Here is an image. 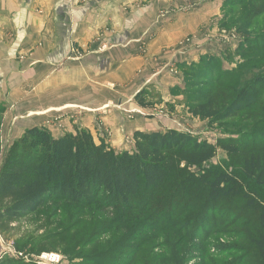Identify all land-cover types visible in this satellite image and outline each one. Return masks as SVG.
Segmentation results:
<instances>
[{"label":"trees","instance_id":"trees-1","mask_svg":"<svg viewBox=\"0 0 264 264\" xmlns=\"http://www.w3.org/2000/svg\"><path fill=\"white\" fill-rule=\"evenodd\" d=\"M246 7L253 9L245 13ZM236 8L243 12L242 17L236 18ZM222 12L243 33L249 26L245 22L264 16V0H226ZM248 38L236 49L240 57L250 43ZM254 41L262 45L263 56L264 31ZM261 60L264 62V56ZM246 65L239 62L234 70L224 72L217 58L202 56L197 66H182L186 102L204 97L196 107L191 106L195 117L213 119L221 114L220 119H228L242 114L261 127L239 139L212 145L174 129L138 131L132 135L133 150L116 153L104 142H95L85 130L60 138L44 128L26 130L0 167V237L11 225L47 206L71 205L88 210L91 216L102 214L104 236L91 231L77 241L67 228L41 239L35 252L84 254L79 264H187L192 258L198 259V264H215L213 258L220 254L208 249L209 236H217L214 233L222 227L235 226L238 241L232 245L240 257L227 264H247L249 260L264 264V68L260 77L243 89L229 84L206 92L207 96L197 91L211 75H227L220 79L224 81ZM145 95L141 90L134 98L143 108L147 107ZM217 147L232 161L225 170L210 165ZM1 149L0 143V158ZM189 168L202 171L191 172ZM238 176L259 192L260 200L243 191ZM217 210L222 212L220 216ZM209 215L217 219L215 232H211ZM66 236L64 245L61 241ZM69 238L72 244L78 242L72 249L67 247ZM121 243H125L122 250L116 249ZM187 248L194 257H184ZM0 264L13 261L2 257Z\"/></svg>","mask_w":264,"mask_h":264},{"label":"crops","instance_id":"crops-1","mask_svg":"<svg viewBox=\"0 0 264 264\" xmlns=\"http://www.w3.org/2000/svg\"><path fill=\"white\" fill-rule=\"evenodd\" d=\"M223 2L115 0L109 10L108 0H0V143L66 109L131 108L141 90H154L163 103L180 99L184 78L171 69L223 50L215 38ZM59 13L69 22L58 21ZM188 37L193 48L181 54ZM86 117L93 126L95 115ZM102 118L120 144L129 122L116 110ZM135 128L132 135L165 131Z\"/></svg>","mask_w":264,"mask_h":264},{"label":"rangeland","instance_id":"rangeland-1","mask_svg":"<svg viewBox=\"0 0 264 264\" xmlns=\"http://www.w3.org/2000/svg\"><path fill=\"white\" fill-rule=\"evenodd\" d=\"M82 1V0H81ZM86 2H91L92 4H96V0H84ZM104 0H100L103 3ZM226 0H224L225 2ZM111 2L109 10H114L113 4H115V0H108ZM223 2V4H224ZM78 5H80L78 3ZM223 7V5H222ZM252 7H246L245 13H249L252 11ZM237 12L236 18L242 17L243 12L240 9L236 8L234 10ZM114 12V11H113ZM119 14V12H118ZM222 15L221 20L219 22V26H217L218 33L215 36L218 39V42L223 46V50L218 53L213 54H202L196 62H184L178 63L174 68L171 69L172 73L177 74L178 72L183 76V68L182 66H186L185 68H189L191 65L197 66L199 60L202 56L217 58L220 61V66L223 67L224 72H229L234 70L237 63L241 62L242 64H248L245 66L244 70L239 74H231L228 79L224 81L220 80L221 78H227L220 74L219 78L216 75H211L205 84H201L197 86V91L202 92L201 96H207L206 92L214 91V89L218 87L229 86V84L233 85L236 90H240L245 88L246 85L249 84L253 79L260 77L263 68L264 62L262 59V51L261 44L256 43L254 39L256 36L261 34L264 31V23L263 18H260L259 21H254L249 23L245 22V24H249L247 26L245 32H239L236 30L235 24L230 19V16L227 15L225 19V15L220 11ZM109 22H111V17L108 14ZM113 20V19H112ZM250 40V43L246 46V51H244L243 56H239L236 54V49L239 47V44L243 42V40L247 37ZM194 37H188L182 41L181 47H183L181 54H186L188 51L192 50L194 45ZM257 44V45H256ZM248 58L247 62L246 59ZM214 76V77H213ZM198 83V82H195ZM196 88V86H194ZM184 90V88H183ZM146 91V95L144 97V104H147L143 110L136 103L131 105L132 107H124L116 104H106L99 109L93 111H86L80 108H75L74 112H70L69 109L60 111V113H53L52 115H47L44 124L40 125L37 128L46 129L52 137L59 138L64 134H74L76 130H85L90 135H92L95 142L100 143L99 141L104 142L108 145L114 152L122 153L123 151H132L134 146V141H132V132L135 130V126L137 129H143L146 131H151L153 128L164 129L167 131L169 128L178 130L180 132H186L197 138L199 141H206L212 145H215L220 140H228V139H239L242 136H246L251 134V132L260 129L261 127H256L255 120L251 117L242 116V114L236 117H230L228 119H220V115L215 116L213 119H200L195 117L191 112L192 107H196L199 103L204 100V97L198 101L194 99L186 102L185 93L183 91L182 94H176L177 97H181L178 100L173 102L168 101V103H163V99L160 98V94H157L152 91ZM175 95V96H176ZM206 98V97H205ZM192 106V107H191ZM139 107V108H138ZM174 107H178L177 110ZM4 106L0 103V136H1V125L4 116ZM116 110L121 112L123 117L129 122L131 128L128 129L127 134H125V130H123L122 134L125 136L122 138V142L118 145H114L111 139V130L106 128L103 124L102 117L106 116V114H110V111ZM87 114L95 115L94 127L91 126L90 122L87 119ZM169 114V115H168ZM171 115V117H167ZM166 118V119H165ZM173 118V120H171ZM141 123V124H140ZM91 128V132L87 130ZM167 129V130H166ZM28 130V129H27ZM24 133L14 136H5L3 139V147L1 149V158H0V167L3 163L4 157L7 155L10 147L13 143L19 139ZM11 141V142H10ZM210 165L214 168H219L220 170H225L226 166L230 167L232 165L231 159L228 155L222 151L219 147L216 148L215 156L210 161ZM205 167V166H204ZM208 167V166H207ZM206 167V169H207ZM191 172L200 173L202 168H189ZM230 172V170H229ZM238 184L242 185L243 191L247 194L250 193L252 197L257 200L261 199L259 192L253 186H246L241 177H237ZM243 182V183H242ZM219 209V206L216 207ZM166 209V208H165ZM189 213V212H188ZM217 215H221L222 212L217 210ZM106 217L110 218L106 213L104 214ZM217 216V218H219ZM214 215H209L211 227L213 228L211 232H215V224L217 223V219ZM214 226V227H213ZM68 228V229H67ZM235 226H228L225 230L223 227L216 231L217 236L210 235L209 240L206 245L208 249H211V253L215 252L216 254H220V256L216 259L213 258L215 264H227L230 263L234 258H238L240 256L237 255L236 250H234V245L232 242H237L238 239L235 238L236 231H234ZM68 230V233H72L74 237L79 239H83L88 232L96 231L97 234H101L99 237H103V229H105L104 216L99 213H94L93 216L90 215V212L82 209L81 207L75 208L71 205H63L61 208H55L53 206H47L43 208L40 212L33 215L31 218H27L22 220L21 222H17L10 226L7 233H5L1 238L5 246L9 247L8 253L3 255L4 259H8L13 261V264L17 262H23L24 264H36L34 257H38L40 255L54 253L59 254L62 257V261L60 264H79L84 257V254H76L75 252H69V254H62L60 252H35L36 247L39 245V241L48 236V234H56L63 233V231ZM66 230V231H67ZM67 237L63 238L61 241L62 244L67 242ZM76 243H70V238L68 239L67 247L68 249H72L75 247ZM203 244V246H206ZM121 246H125V243H121L117 245L116 249L122 250ZM152 248L151 246H149ZM188 247V246H187ZM60 250V245H58ZM35 249V250H34ZM103 250V249H102ZM104 251V250H103ZM160 251V250H158ZM120 252V251H119ZM73 253V254H71ZM26 255V256H23ZM97 257H102L101 253H95ZM183 255L185 258L188 256H192L193 254L190 250L183 251ZM91 256V254H89ZM27 259L25 260V258ZM228 257V258H225ZM22 258V260H21ZM81 258V259H80ZM190 258V259H191ZM188 259V258H187ZM247 264H252V261H246ZM245 262V263H246ZM198 259H191L187 264H198Z\"/></svg>","mask_w":264,"mask_h":264},{"label":"built area","instance_id":"built-area-1","mask_svg":"<svg viewBox=\"0 0 264 264\" xmlns=\"http://www.w3.org/2000/svg\"><path fill=\"white\" fill-rule=\"evenodd\" d=\"M36 264H60L62 261V257L59 254L48 253L44 255H40L38 257H34ZM27 257L25 258V260Z\"/></svg>","mask_w":264,"mask_h":264},{"label":"water","instance_id":"water-1","mask_svg":"<svg viewBox=\"0 0 264 264\" xmlns=\"http://www.w3.org/2000/svg\"><path fill=\"white\" fill-rule=\"evenodd\" d=\"M58 21H61V22H69V20L67 18H64L62 13H59L58 14ZM9 251V247L5 246L4 243H3V240L2 238L0 237V259H2L3 255L8 253Z\"/></svg>","mask_w":264,"mask_h":264}]
</instances>
